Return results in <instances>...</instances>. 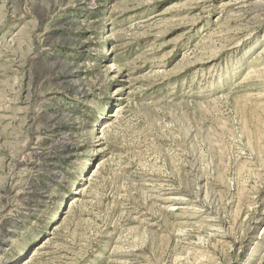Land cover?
<instances>
[{
	"label": "rangeland",
	"instance_id": "rangeland-1",
	"mask_svg": "<svg viewBox=\"0 0 264 264\" xmlns=\"http://www.w3.org/2000/svg\"><path fill=\"white\" fill-rule=\"evenodd\" d=\"M0 264H264V0H0Z\"/></svg>",
	"mask_w": 264,
	"mask_h": 264
}]
</instances>
